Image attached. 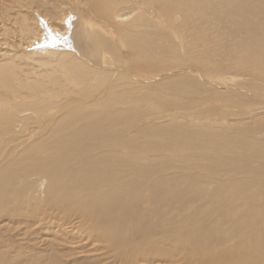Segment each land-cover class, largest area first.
Segmentation results:
<instances>
[{"label": "bare ground", "instance_id": "obj_1", "mask_svg": "<svg viewBox=\"0 0 264 264\" xmlns=\"http://www.w3.org/2000/svg\"><path fill=\"white\" fill-rule=\"evenodd\" d=\"M87 1L1 27L8 264H264V0Z\"/></svg>", "mask_w": 264, "mask_h": 264}, {"label": "rangeland", "instance_id": "obj_2", "mask_svg": "<svg viewBox=\"0 0 264 264\" xmlns=\"http://www.w3.org/2000/svg\"><path fill=\"white\" fill-rule=\"evenodd\" d=\"M0 1H2L1 3H0V31H1V27L3 26V24L5 23V24H10V25H13V22L15 21V20H20L21 19V17H20V15L22 16V14H26V13H24V12H21V11H28V10H40V11H42V12H46L48 9H50V8H48V5H50L51 3H53V4H55V3H57V0H0ZM51 1V2H50ZM86 2H88L87 0H85ZM6 3V4H5ZM9 3H11L10 5H9ZM27 3V4H26ZM50 3V4H49ZM95 3V2H94ZM4 4H5V6H4ZM15 4V6H12V5H14ZM33 4V5H32ZM46 4H48V5H46ZM17 5V6H16ZM37 5V6H36ZM29 6V7H28ZM66 7H68V5H65ZM124 6H126V5H124ZM9 7H11V9L9 8ZM66 7H62L63 9H66L67 11H68V8H71L72 9V6H70L69 5V7L68 8H66ZM122 8V7H121ZM8 9V10H7ZM13 9V10H12ZM17 9H19V10H17ZM9 10H10V14H9ZM17 10V11H16ZM6 12H8V13H6ZM13 12V13H12ZM16 13V14H15ZM22 13V14H21ZM5 14H7V15H5ZM13 15V16H12ZM19 15V16H18ZM13 17H15V18H13ZM17 17H19V18H17ZM13 18V19H12ZM4 19H5V21H4ZM9 20V21H8ZM8 21V22H7ZM14 26V25H13ZM8 28L10 27L11 28V26H7ZM10 36V38L12 39H9V41L10 42H15L16 40H17V36L15 37H13L12 35H9ZM38 59L39 58H34V62H30L29 64H30V66H29V64H27V65H22V66H20V68L22 69V70H24V71H27V72H30V71H32V70H34L35 68H37V67H39V65L41 64L40 62H42V63H44V66H43V64L40 66L41 67V69L43 68V67H46V70L47 71H51L52 69H53V67L55 68H57V66L56 65H54V64H49V65H47L48 64V62L50 61V62H52L50 59L49 60H41V61H39V62H37L38 64H36V61H38ZM14 62H15V64H23V63H21V61L19 60V59H17V58H15L14 60H13ZM20 62V63H19ZM25 66V67H24ZM29 66V67H28ZM39 67V68H40ZM59 68V67H58ZM59 69H61V68H59ZM52 74H54L55 76H59V75H61V73L60 72H56V73H53L52 72ZM213 76L215 75V73H213L212 74ZM230 85V84H229ZM226 86V85H225ZM247 92H248V94H247V96L245 97V99H246V101H248V102H254L255 101V96L257 95L256 93H255V91H253L254 89L253 88H251L250 86L249 87H247ZM244 92H246L245 90L243 91V93ZM260 92V91H259ZM263 94V93H262ZM253 95V96H252ZM254 108H261V105H252ZM259 110H261V111H264V110H262V109H259ZM22 111H24V110H22ZM22 111H19V110H15L14 112L16 113V114H18V113H20V112H22ZM235 111H237L236 109H235ZM234 111V112H235ZM235 113H237V112H235ZM242 118H240V116H237L236 118H235V122H237V121H239V120H241ZM233 121V122H234ZM249 121H251V125H257V124H260V122H261V120H259L258 122H254L253 120H249ZM232 122V123H233ZM234 122V123H235ZM254 122V123H253ZM45 232L47 233V230L45 229ZM38 243H39V246H35V245H33V246H35L36 248H34L29 254H31V255H26V258L27 257H29V256H32V255H35V256H37L36 257V259H35V263L37 262L38 263V261H39V263H40V260L39 259H41V258H45V259H48L49 257L47 256V255H50L49 253H51V255H52V252L51 251H48V249H49V247L48 246H46V245H44L43 243H41L40 241H37ZM42 245H41V244ZM55 243H57V242H55ZM9 249H4V250H1L0 251V263L1 264H8L10 261H11V259H14L15 258V256H17V255H13L12 254V252L11 253H8L9 251H8ZM42 251H44V252H42ZM41 252V253H40ZM49 252V253H48ZM38 253H40V255H36V254H38ZM2 254V255H1ZM43 257H42V256ZM44 255H46V257L44 256ZM40 256V258H38ZM25 258V259H26ZM37 260V261H36ZM31 261V262H30ZM29 261V264H31L32 263V260H30ZM28 264V262H24V263H22V264ZM33 264V263H32ZM40 264H42V263H40ZM45 264V263H44Z\"/></svg>", "mask_w": 264, "mask_h": 264}]
</instances>
